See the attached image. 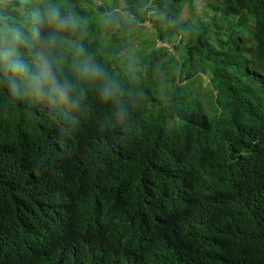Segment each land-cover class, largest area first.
I'll list each match as a JSON object with an SVG mask.
<instances>
[{
  "label": "trees",
  "instance_id": "16d2710c",
  "mask_svg": "<svg viewBox=\"0 0 264 264\" xmlns=\"http://www.w3.org/2000/svg\"><path fill=\"white\" fill-rule=\"evenodd\" d=\"M53 2L76 103L0 83V264H264V0Z\"/></svg>",
  "mask_w": 264,
  "mask_h": 264
},
{
  "label": "clouds",
  "instance_id": "9594fccd",
  "mask_svg": "<svg viewBox=\"0 0 264 264\" xmlns=\"http://www.w3.org/2000/svg\"><path fill=\"white\" fill-rule=\"evenodd\" d=\"M26 6L28 0H19ZM51 29L42 33V27ZM80 20L74 9L62 8L53 0H45L42 8L32 10L21 20L15 21L0 15V83L16 96L31 94L40 98H59L75 104L71 98L74 85L61 78L63 57L56 54L63 47L59 33L79 30ZM32 51L29 63L20 53L21 47ZM74 52L73 68L80 79H96L105 75L100 65L89 56L82 44L70 45ZM115 92L112 83L103 89L105 98Z\"/></svg>",
  "mask_w": 264,
  "mask_h": 264
},
{
  "label": "rangeland",
  "instance_id": "374dc122",
  "mask_svg": "<svg viewBox=\"0 0 264 264\" xmlns=\"http://www.w3.org/2000/svg\"><path fill=\"white\" fill-rule=\"evenodd\" d=\"M197 1V4H199V5H202V4H204V2H205V0H196ZM211 1H214V0H209V2H211ZM204 12H206L205 10H204ZM210 12L208 11V14H209ZM185 16H187L188 14H187V11H185V14H184ZM122 17H123V14H122ZM143 26L145 27V28H147L148 27V25L146 24V23H144L143 25H142V27H140V31H141V33L142 34H144L145 35V38H146V40H150L151 38H152V35H151V30L149 29H145V28H143ZM174 52V51H173ZM204 78V77H203ZM204 83H207V81H206V79L204 80ZM204 83H202L203 85H202V87H201V89L204 87ZM208 88V87H207ZM208 90H210L209 88H208ZM205 100V99H204ZM203 100V101H204ZM206 101H208L207 99H206ZM204 113L208 116V114H207V112H205L204 111ZM209 115H211V114H209ZM209 117V116H208Z\"/></svg>",
  "mask_w": 264,
  "mask_h": 264
}]
</instances>
